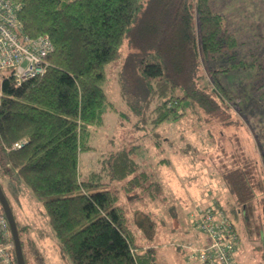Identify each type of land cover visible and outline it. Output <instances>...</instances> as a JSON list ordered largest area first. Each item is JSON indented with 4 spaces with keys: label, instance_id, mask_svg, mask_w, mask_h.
<instances>
[{
    "label": "trees",
    "instance_id": "obj_1",
    "mask_svg": "<svg viewBox=\"0 0 264 264\" xmlns=\"http://www.w3.org/2000/svg\"><path fill=\"white\" fill-rule=\"evenodd\" d=\"M14 1L21 4L24 33L48 34L54 47L44 73L20 85L10 74L1 79L0 184L9 202L3 183L14 173L42 198L50 232L72 264H158L157 250L138 241L118 192L92 189L125 181L128 193L157 197L161 184L132 156L139 143L109 151L86 178L81 173V153L92 148V131L103 125L110 103L103 87L106 65L120 62V94L130 119L146 129L144 137L185 115L180 108L199 106L215 115L221 110L220 99L230 96L217 73L226 68L211 63L235 48V34L211 0ZM236 159L220 174L227 205L217 203L247 224L264 212L256 200L264 193V170L254 157ZM13 212L26 264H46L30 225ZM150 220L139 217L149 238ZM263 227L257 223L256 229Z\"/></svg>",
    "mask_w": 264,
    "mask_h": 264
},
{
    "label": "rangeland",
    "instance_id": "obj_2",
    "mask_svg": "<svg viewBox=\"0 0 264 264\" xmlns=\"http://www.w3.org/2000/svg\"><path fill=\"white\" fill-rule=\"evenodd\" d=\"M210 5L224 16L225 26L237 38L235 48L227 49L211 63L226 68L217 73L230 96L225 101L220 99L221 110L215 115L203 113L199 106L185 105L180 108L185 115L142 137L146 129L130 119L120 94V62H112L106 65L103 83L110 101L104 123L92 131V148L81 153V173L86 178L90 170L101 167L100 160L109 151L139 143L132 156L141 169L152 175L151 180L161 184L157 197L140 190L128 193L123 189L125 181L92 189L118 192V204L125 208L138 241L145 245L147 240L159 243L153 244L158 264H197L178 248V241L190 228L202 234L192 226L191 215L207 206L208 201L216 199L226 206L227 189L220 176L225 166L248 155L260 160L264 170V0H211ZM3 184L16 215L30 225L32 236L39 240L46 264H72L61 254L60 240L50 232L42 198L36 197L14 173ZM210 195L213 198L209 200L206 196ZM256 200L257 211H264V193H259ZM229 216L243 242L237 264H264V227L259 232L256 229L257 223L264 226V212L247 224L242 217L233 213ZM139 217L151 219L155 238L147 236ZM143 226L149 227L146 223Z\"/></svg>",
    "mask_w": 264,
    "mask_h": 264
},
{
    "label": "built area",
    "instance_id": "obj_3",
    "mask_svg": "<svg viewBox=\"0 0 264 264\" xmlns=\"http://www.w3.org/2000/svg\"><path fill=\"white\" fill-rule=\"evenodd\" d=\"M20 9L19 2L0 0V79L10 74L17 85L45 72L46 56L54 47L48 34L31 36L24 33ZM22 143L23 141L16 142L14 147H19ZM191 216L192 225L206 238L201 245H185L191 259L197 264H237L235 255L239 234L225 209L217 201H212ZM0 264H17L10 224L1 204Z\"/></svg>",
    "mask_w": 264,
    "mask_h": 264
},
{
    "label": "water",
    "instance_id": "obj_4",
    "mask_svg": "<svg viewBox=\"0 0 264 264\" xmlns=\"http://www.w3.org/2000/svg\"><path fill=\"white\" fill-rule=\"evenodd\" d=\"M0 204L10 224L12 237L14 241V250L17 259V264H26L15 215L1 184H0Z\"/></svg>",
    "mask_w": 264,
    "mask_h": 264
},
{
    "label": "crops",
    "instance_id": "obj_5",
    "mask_svg": "<svg viewBox=\"0 0 264 264\" xmlns=\"http://www.w3.org/2000/svg\"><path fill=\"white\" fill-rule=\"evenodd\" d=\"M209 188V187H208ZM207 188V189H208ZM227 189V188H226ZM209 200L210 199H212L213 197H211V195H210V197L209 196H206ZM226 197H227V199L229 198V194H228V192H227V195H226ZM213 201H215L216 199H212ZM212 201L210 200V201H208V203H207V205L208 204H210ZM227 205V204H226ZM193 226V225H192ZM190 231H188L185 235H183V237H184V239H182V240H179L178 242L180 243V246L178 247L180 250H183L184 251V253L187 255V254H189V251H188V249L185 247V245H187V244H193V245H195V246H198V245H201L202 243H204L205 242V240H206V238H205V236L203 235V234H197V232H195V230H193L192 231V228H190L189 229ZM155 235H156V232H155V230H154V235H153V237L152 238H155ZM186 238H190L189 239V241H186ZM192 238V239H191ZM147 240V239H146ZM147 244H151L152 246H155V245H153V244H158L159 245V243H155L154 241H150V240H147ZM242 244H243V242L240 240L239 241V244H238V250H237V252H236V255H235V259L237 260V258H239V255H240V249H241V247H243L242 246ZM155 249L157 248V247H154ZM157 255H158V253H157Z\"/></svg>",
    "mask_w": 264,
    "mask_h": 264
}]
</instances>
